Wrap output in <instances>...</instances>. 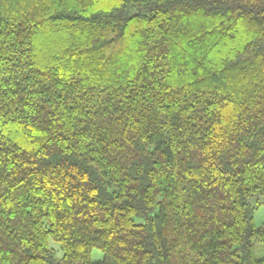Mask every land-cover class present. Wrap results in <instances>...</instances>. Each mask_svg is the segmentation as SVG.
I'll use <instances>...</instances> for the list:
<instances>
[{"label": "trees", "instance_id": "obj_1", "mask_svg": "<svg viewBox=\"0 0 264 264\" xmlns=\"http://www.w3.org/2000/svg\"><path fill=\"white\" fill-rule=\"evenodd\" d=\"M262 206L264 0H0V264H264Z\"/></svg>", "mask_w": 264, "mask_h": 264}, {"label": "rangeland", "instance_id": "obj_2", "mask_svg": "<svg viewBox=\"0 0 264 264\" xmlns=\"http://www.w3.org/2000/svg\"><path fill=\"white\" fill-rule=\"evenodd\" d=\"M256 200H253V203L255 204ZM255 220L258 225H262L264 223V206L260 207L255 212ZM57 244H55L52 241V246L57 247ZM254 250L257 258H263L264 257V247L263 244L259 240H255L254 242ZM62 255V252H58L57 256L60 257ZM104 254L100 250L95 249L93 251V258L95 260L103 259Z\"/></svg>", "mask_w": 264, "mask_h": 264}]
</instances>
